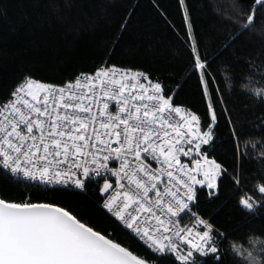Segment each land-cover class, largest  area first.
<instances>
[{
	"label": "snow or ice",
	"instance_id": "obj_1",
	"mask_svg": "<svg viewBox=\"0 0 264 264\" xmlns=\"http://www.w3.org/2000/svg\"><path fill=\"white\" fill-rule=\"evenodd\" d=\"M179 2L186 9V68L203 114L177 104L183 84L166 87L146 70L103 61L61 84L24 73L0 99V170L45 188L86 191L94 183L106 215L155 259L70 207L27 194L0 195V264H205L207 257L224 264L228 233L200 210L201 193L218 199L230 181L242 210L264 214V178L248 180L240 160L229 169L215 155L221 119L235 121L212 60L201 53L186 0ZM229 7L215 56L264 19V0H230ZM259 163L264 167V156Z\"/></svg>",
	"mask_w": 264,
	"mask_h": 264
},
{
	"label": "trees",
	"instance_id": "obj_2",
	"mask_svg": "<svg viewBox=\"0 0 264 264\" xmlns=\"http://www.w3.org/2000/svg\"><path fill=\"white\" fill-rule=\"evenodd\" d=\"M229 5L230 0H186L201 53L207 51L212 60L218 73L216 87L235 121V125H227L221 119L215 155L229 169L240 160L245 177L255 180L264 178L259 163L264 156V97L243 90L242 84L251 76L257 86H264V31H260L264 19L239 35L224 56H215L228 27ZM185 10L179 0H0V99L24 73L61 84L77 73L93 71L103 61L146 70L166 87L183 84L177 104L203 114L200 89L186 68L188 52L182 42ZM130 11V22L121 31ZM249 136L262 140L253 147L244 143ZM245 150L247 156L242 155ZM234 187L225 181L218 199H208L202 192L200 210L228 233L224 264H247L245 253L235 249H247L250 235L264 238V214L253 217L242 210L233 195ZM27 194L70 207L98 228L109 233L115 230L117 239L155 259L141 241L106 215L97 202L94 183L86 191L45 188L18 182L0 170V195L19 199ZM159 264H171V260ZM205 264H212V258H205Z\"/></svg>",
	"mask_w": 264,
	"mask_h": 264
},
{
	"label": "clouds",
	"instance_id": "obj_3",
	"mask_svg": "<svg viewBox=\"0 0 264 264\" xmlns=\"http://www.w3.org/2000/svg\"><path fill=\"white\" fill-rule=\"evenodd\" d=\"M242 89L254 96L264 97V86H257L254 78L251 76H246L245 83L242 84ZM261 140L262 138L259 136H249L245 138L244 143L255 146ZM248 241L249 247L247 249L237 247L238 250L245 253L247 264H264V257L261 256V253H264V238L250 235Z\"/></svg>",
	"mask_w": 264,
	"mask_h": 264
},
{
	"label": "built area",
	"instance_id": "obj_4",
	"mask_svg": "<svg viewBox=\"0 0 264 264\" xmlns=\"http://www.w3.org/2000/svg\"><path fill=\"white\" fill-rule=\"evenodd\" d=\"M52 186H54V185H52ZM55 187H58V186H55ZM106 211V210H105ZM123 226V225H122ZM124 227V226H123ZM130 233H131V230H128ZM134 236H135V234L134 233H132ZM138 239V238H137ZM142 242V241H141ZM143 243V242H142Z\"/></svg>",
	"mask_w": 264,
	"mask_h": 264
}]
</instances>
